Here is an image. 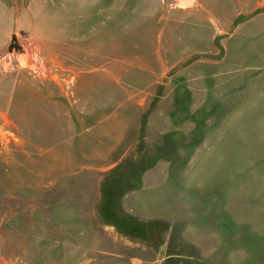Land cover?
I'll list each match as a JSON object with an SVG mask.
<instances>
[{
  "label": "rangeland",
  "instance_id": "obj_1",
  "mask_svg": "<svg viewBox=\"0 0 264 264\" xmlns=\"http://www.w3.org/2000/svg\"><path fill=\"white\" fill-rule=\"evenodd\" d=\"M0 264H264V0H0Z\"/></svg>",
  "mask_w": 264,
  "mask_h": 264
}]
</instances>
